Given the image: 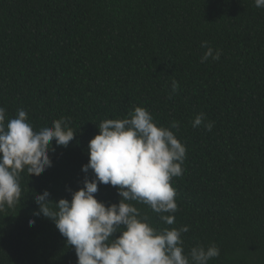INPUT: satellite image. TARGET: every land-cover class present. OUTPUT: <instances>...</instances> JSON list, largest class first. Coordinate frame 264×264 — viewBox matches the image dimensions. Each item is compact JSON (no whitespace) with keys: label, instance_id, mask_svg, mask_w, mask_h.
<instances>
[{"label":"trees","instance_id":"trees-1","mask_svg":"<svg viewBox=\"0 0 264 264\" xmlns=\"http://www.w3.org/2000/svg\"><path fill=\"white\" fill-rule=\"evenodd\" d=\"M202 41L221 50L218 61L201 63ZM135 106L158 125L179 122L171 130L186 159L171 181L175 224L132 203L157 229L189 226L185 253L215 243L209 264H264V8L254 0H0L6 121L22 108L34 131L65 117L76 132L66 148L53 140L41 175L21 173L20 202L0 210V264H76L50 219L29 225L33 197L47 189L53 201L70 200L97 125ZM201 112L211 131L191 126ZM98 189L106 205L119 202L115 187Z\"/></svg>","mask_w":264,"mask_h":264},{"label":"clouds","instance_id":"clouds-1","mask_svg":"<svg viewBox=\"0 0 264 264\" xmlns=\"http://www.w3.org/2000/svg\"><path fill=\"white\" fill-rule=\"evenodd\" d=\"M254 4L264 8V0H254ZM201 48L206 49L201 63L221 58V50H214L207 41L201 42ZM171 88L176 92L178 82L173 80ZM6 115L0 107V210L20 202L22 172L39 176L52 166L53 140L66 148L76 135L65 117L34 131L24 109H17L16 116L7 121ZM191 126L211 131L214 122L201 112ZM97 127L98 134L88 143V162L82 165L83 187L67 188L70 200L53 201L47 189L35 194L38 209L29 225L35 224L34 217L50 219L67 246L74 248L76 264H209L218 257L215 243L197 244L185 253L182 234L189 226L157 229L132 203L147 205L166 225L175 224L178 205L171 181L182 176L186 159V146L171 130H179V122L173 120L170 127L158 125L146 108L135 106L124 118L105 119ZM99 184L115 187L119 202L106 205L98 200L94 194Z\"/></svg>","mask_w":264,"mask_h":264}]
</instances>
